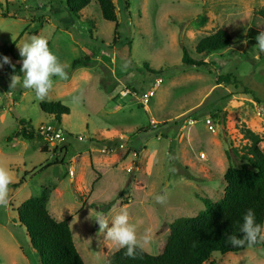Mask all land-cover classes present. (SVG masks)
<instances>
[{
	"label": "rangeland",
	"instance_id": "rangeland-1",
	"mask_svg": "<svg viewBox=\"0 0 264 264\" xmlns=\"http://www.w3.org/2000/svg\"><path fill=\"white\" fill-rule=\"evenodd\" d=\"M112 2L115 21L102 17L96 0L78 15L64 0H0V44L14 42L21 64L17 45L32 35L45 37L69 67L66 79L53 77L44 100L70 109L58 125L64 132L60 141L43 134L15 137L20 119L34 129L56 122L39 108L33 90L9 88L12 75L4 67L16 62L7 56L9 62L0 64V164L10 169L13 183L25 178L19 187H9V203L0 206V264H40L16 208L44 187L49 213L67 220L83 261L104 264L120 247L106 238V230L96 229L97 211L111 226L112 217L127 209L138 237L146 229L153 234L141 248L157 254L176 218L205 208L200 197L213 202L223 197L224 171L245 161L246 128L261 136L264 151V53L257 45L245 54L232 48L208 56L195 52L202 37L223 25L232 45L244 42L249 27L264 25L258 14L264 0ZM182 45L209 66H182ZM144 62L160 71L159 77L148 73ZM200 104L194 123L180 118ZM208 116L214 131L205 126ZM161 191L168 197L164 204L154 199ZM207 264H264V245L214 251Z\"/></svg>",
	"mask_w": 264,
	"mask_h": 264
},
{
	"label": "trees",
	"instance_id": "trees-1",
	"mask_svg": "<svg viewBox=\"0 0 264 264\" xmlns=\"http://www.w3.org/2000/svg\"><path fill=\"white\" fill-rule=\"evenodd\" d=\"M64 1L70 12L78 15L91 0ZM96 1L102 17L108 21H115L116 13L112 0ZM258 14L264 19V8H261ZM117 27L116 23L114 28L116 36ZM260 32H264V25L251 26L247 30L246 40L232 45L231 34L223 25L202 37L195 45V52L201 56H208L232 48L235 52L245 54L257 45L256 37ZM13 47L14 42L11 45L0 44V64L3 62V57L10 56L16 63L4 67V72L21 76V64L17 63L20 58L14 54ZM181 49L182 66L203 68L209 66L203 58H193L184 45ZM82 60L83 57L74 60L72 66L81 63ZM143 65L148 73L156 77L161 74L160 71L149 67L146 62ZM203 104L180 118L195 119L194 113L201 109ZM38 105L44 113L54 118L57 125L60 124L61 117L70 112L69 107L60 101L43 100ZM171 121L179 124L176 119ZM18 125L15 137L30 140L38 135L25 119H20ZM139 130L145 132L143 129ZM243 137L248 140L241 156L245 161L239 166L230 164L224 171L225 187L221 199L213 202L209 198L200 197L205 208L195 216L176 218L170 225L167 240L159 253L150 254L138 247L135 257L132 258L125 255V248H119L105 259L104 264H207L214 251L237 253L247 247L264 245L263 242L258 241L252 246L245 243L242 247H234L229 242L230 236H242L240 226L248 209L254 211L256 222L264 226V151L259 146L262 138L248 128L243 131ZM10 140L11 137H7V141ZM91 140L101 147L106 145V141L95 138ZM63 149L67 150L65 146ZM230 151L236 150L231 148ZM135 153L138 154L136 151ZM50 165L52 164L47 166ZM24 183L25 178L21 177L9 187L17 188ZM47 200L48 188L44 187L38 195L26 198L16 208L18 221L25 228L29 243L39 256L40 264H86L75 246L67 220H56L52 217L47 209Z\"/></svg>",
	"mask_w": 264,
	"mask_h": 264
},
{
	"label": "clouds",
	"instance_id": "clouds-1",
	"mask_svg": "<svg viewBox=\"0 0 264 264\" xmlns=\"http://www.w3.org/2000/svg\"><path fill=\"white\" fill-rule=\"evenodd\" d=\"M257 49L259 53H264V32H260L256 37ZM19 56L22 58L20 72L23 77L13 74L11 76L9 88L17 86L31 89L35 93L37 100L43 101L53 87V77L60 79L67 78L68 64L62 63L58 56L49 48L45 37L32 35L17 45ZM4 63H8V57H3ZM78 99V98H74ZM155 155V154H154ZM174 171V169H172ZM13 183V176L8 167L0 164V206H7L9 203V185ZM167 193L161 191L155 194L157 203L167 202ZM98 229L102 232L106 230V238L113 241L120 248H125V255L134 258L138 247L150 244L153 239L151 230H145L138 237V225L131 222L127 209H121L111 219L109 226L108 217L97 211L93 218ZM242 236H230L229 242L234 247H242L245 243L248 246L256 244L258 241L264 242V226L256 222L255 213L248 209L243 216V223L240 226Z\"/></svg>",
	"mask_w": 264,
	"mask_h": 264
},
{
	"label": "built area",
	"instance_id": "built-area-1",
	"mask_svg": "<svg viewBox=\"0 0 264 264\" xmlns=\"http://www.w3.org/2000/svg\"><path fill=\"white\" fill-rule=\"evenodd\" d=\"M153 94V90L150 91L147 96H146V100L147 98ZM195 122V119H192V118H189L188 120V123L189 124H192ZM205 126L207 127L208 130L210 131H214V124L211 122V118L208 116L206 119H205ZM38 134H43V136H45V138H53V139H56L58 141L61 140L62 138V135H63V129L61 127H59L56 123L54 124H48V123H43V124H40L37 128L34 129ZM200 158L201 159H204L205 158V154L203 153H200ZM73 169L70 168L69 169V174L71 176H73Z\"/></svg>",
	"mask_w": 264,
	"mask_h": 264
},
{
	"label": "crops",
	"instance_id": "crops-1",
	"mask_svg": "<svg viewBox=\"0 0 264 264\" xmlns=\"http://www.w3.org/2000/svg\"><path fill=\"white\" fill-rule=\"evenodd\" d=\"M185 127V125L184 126H182V128H184ZM181 128V129H182ZM261 143V142H260ZM259 146H260V148H261V145L259 144ZM243 251H245V249L244 250H242V251H240V252H243Z\"/></svg>",
	"mask_w": 264,
	"mask_h": 264
},
{
	"label": "water",
	"instance_id": "water-1",
	"mask_svg": "<svg viewBox=\"0 0 264 264\" xmlns=\"http://www.w3.org/2000/svg\"><path fill=\"white\" fill-rule=\"evenodd\" d=\"M97 226H98V224L96 223V224H95V227H97Z\"/></svg>",
	"mask_w": 264,
	"mask_h": 264
}]
</instances>
